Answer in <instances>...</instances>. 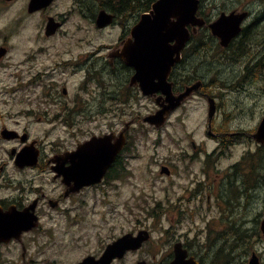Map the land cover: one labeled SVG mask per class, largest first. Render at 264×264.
I'll return each instance as SVG.
<instances>
[{"label": "rangeland", "instance_id": "1", "mask_svg": "<svg viewBox=\"0 0 264 264\" xmlns=\"http://www.w3.org/2000/svg\"><path fill=\"white\" fill-rule=\"evenodd\" d=\"M116 1L111 0V4L116 6ZM28 2L0 0V44L11 47L6 58L0 59L1 111L7 108L1 105L3 101L34 97L35 89L27 83L41 69L36 63L29 69V63L24 62L34 46L35 36L44 33L45 13H28ZM71 3L72 0H58L51 13L64 12ZM96 7L89 4L90 11H95ZM119 8L117 5V10ZM236 9L252 11L248 25L260 17L261 21L247 30L246 40L238 37L230 48L221 47L208 29L200 33L203 35H196L191 44L203 40L209 50L200 52L195 60L190 56L180 79L185 83L202 79L218 102L214 122L219 127L242 130L245 134L234 140L225 152L216 151L208 159L204 150L211 153L217 142L207 134V100L198 94L175 109L161 128L138 120L122 158L125 168L122 165L117 171L122 176L113 178L115 173L112 174L101 186V192H92L84 215L74 220L57 211L44 215L43 228L38 234L40 256L35 264H77L88 255H100L108 243L124 233H136L141 228L150 230V240L140 250L129 252L112 264H136L141 259L165 264L167 253L177 241L197 250L202 248L204 252L217 237H233L232 233L244 234L247 230L257 232L260 215L264 212V147L254 140L252 133L264 116V0H201L200 13L213 21L221 12ZM130 11L120 17L127 28L139 17V13ZM77 22L78 18L73 16L65 32L87 33L89 49L109 44L121 33L120 27L99 32L89 23L85 27V22L82 23L85 28L80 30ZM193 60L195 63L190 64ZM41 75L50 82L52 76ZM125 78L126 72L121 78V94H125L119 105V127L135 113L145 116L157 109L153 98L142 95H131L127 104L124 103L133 92L127 88ZM36 87L42 93V83ZM35 126L43 132L47 125ZM55 137L42 140L50 143ZM0 157L6 155L0 153ZM165 163L172 165L173 175L160 172ZM217 186L222 189L220 198L214 196ZM4 194H15V191L0 190V195ZM247 239L248 247L243 250H248V254L237 256L232 264H247L251 253L257 252L256 237ZM236 242L240 244L238 239ZM9 250L4 254L15 261L16 249L10 247Z\"/></svg>", "mask_w": 264, "mask_h": 264}, {"label": "flooded vegetation", "instance_id": "2", "mask_svg": "<svg viewBox=\"0 0 264 264\" xmlns=\"http://www.w3.org/2000/svg\"><path fill=\"white\" fill-rule=\"evenodd\" d=\"M57 1L55 0L49 6L34 12L28 11L30 0L27 4L28 13H45L43 17L44 31L49 17H54L57 22L61 23L56 32L50 34L44 32L35 36L34 46L29 49V54L24 61L29 63V69L34 68V63L41 68L38 70V75L30 78L27 83L35 89L32 92L34 97L1 103L7 108L3 111L0 109V142L3 146L0 153L6 155V157H0V190H12L15 191V194L0 195V209L4 212L15 209L35 216L37 219L34 223H38V226L15 233L8 241H1L0 264H35L38 261L37 257L40 256L38 251V236L40 235L38 234L43 228L44 215L57 211L71 220L80 218L84 215L92 192H101V186L110 179L112 174L115 173L114 176L118 178L122 176L117 171L122 165L125 168L122 158L129 148L132 128L138 120L143 118L141 114L135 113L131 116L129 121H133V124L125 133L126 146L116 155L102 182L77 186L79 177L86 173L83 171L84 165L86 168L89 167L86 156L79 151L80 146L93 138L103 136L110 145L117 146L121 133L126 123L129 122L125 120L123 126L119 127L121 125L119 105L121 97L125 94V92L121 94L122 74L126 72L125 84L127 88L133 90L124 103L127 104L131 95H142L152 99V97L144 95L145 92L139 80L131 84L136 69L125 58L117 54V50L129 37L131 29L127 28L118 15L117 4L116 6L112 5L111 0H72L70 7L64 12L51 13L52 7ZM89 4L96 5V10L90 11ZM102 10L113 14L115 18L111 24L99 28L96 25V20ZM130 13L133 14L135 11L131 10ZM73 16L78 18L77 26L80 30L87 27V23H89L91 28L93 27L99 32L120 27L121 33L111 43L100 44L89 49L90 39L87 33L65 32L66 24ZM252 16L253 13L249 10V17L245 21L243 33L240 35L245 40L246 32L251 25L261 21L260 17L248 25L247 22ZM83 22H85V27L82 25ZM1 47L6 48V53L0 57V59H4L9 54L11 47L0 44ZM182 68L184 65L178 64L173 68L170 76L175 93L184 90L188 85L183 78L180 79L183 76ZM42 73L52 76L50 82L42 77ZM40 83H42V93L36 90V85ZM200 93L198 95L206 99L207 95H211L205 83ZM35 124L47 126L42 132ZM210 134L211 138L216 140L217 145L211 153L203 149L208 159L211 158L210 154L216 151L225 152L230 148V144L235 143L234 140H239L240 135L245 133L242 130L234 131L230 128L219 127L213 121ZM54 135L56 137L50 143L42 140V138ZM8 144H10L9 147ZM259 145L264 147V143ZM84 159L86 162H83ZM163 165L170 170L165 175H173L172 165L166 163ZM221 192L222 189L219 186L215 187L214 196L220 198ZM73 213H75L74 217ZM262 213L260 227L255 236L258 246L256 254L260 264H264V231L261 228V224L264 222V212ZM232 234L233 237L229 235L215 238V236V240L204 252L202 248L197 250L183 242V248L187 250V258H195L200 264H223L243 253L248 254L249 251L243 250V248L248 247L247 235L249 231L244 233L246 236L243 246L236 242L238 232ZM234 245L236 248H233ZM10 247L16 249L14 253L18 258L15 261L7 259L4 254V251L9 250ZM31 249L35 251L31 252ZM237 250L239 252L234 257ZM9 252L11 251L9 250ZM174 256L172 247V250L166 255L165 264H170ZM249 259L250 257L246 261L247 264H249Z\"/></svg>", "mask_w": 264, "mask_h": 264}, {"label": "water", "instance_id": "3", "mask_svg": "<svg viewBox=\"0 0 264 264\" xmlns=\"http://www.w3.org/2000/svg\"><path fill=\"white\" fill-rule=\"evenodd\" d=\"M51 1L52 0H31L30 11L47 6ZM199 4L200 0H179L178 3L176 0H157L149 12H145L141 15L140 20L132 29V35L135 40L128 39L121 53L122 56L127 58V62L136 68L134 81L139 80L148 94H154L159 90L164 94H167L168 99H165L163 102L162 97L157 98L158 103L161 104V108L144 118L145 121L158 127L164 125L168 114L180 105L191 92L194 90L198 91L201 85V82H197L192 86L187 87V90L179 96H173L171 93V85L167 83L169 69L179 58H176L175 55L180 56L182 49L191 36L189 25H192L193 31L197 32L198 28L204 26L206 23V20L203 17L197 15ZM246 15L247 12H223L215 22L210 24L213 34L221 38L222 45L227 46L232 38L240 33L241 24ZM169 16H173V19L179 17L181 25L175 29L169 28L167 25V18ZM145 18L152 21L151 26L144 31H138L141 24H144ZM220 19H227L230 21L227 31L222 36L217 34L212 27V25ZM111 20L112 17L110 15L101 12L98 18V25L104 26L111 22ZM58 26L59 24L55 23L53 18H51L47 24V33L55 32ZM133 45L136 46L135 49H133ZM146 63H151L157 73L148 88L144 86L143 80L145 78L141 76L136 67V65L143 66ZM215 110V101L210 99L209 114L211 118L214 116ZM254 138L257 141L264 143V118L257 131L254 133ZM120 141H123V138ZM96 142H94L93 145H95ZM102 142L105 145L104 150L96 152L101 155L100 160L104 163V167L95 171H92L93 169L89 167L88 171L90 173L84 174L80 177V183L77 186L100 181L111 162L114 160V154H116L123 146L122 144L121 147H117L114 150L104 140H102ZM85 144H90V142ZM84 170H87V168ZM164 171L165 168H163L162 172ZM27 220L28 218L20 213L8 212L6 214L0 210V242L8 241L13 234L20 233L23 229L30 228L31 224H28ZM262 228L264 230V223ZM149 238L150 232L145 229L140 230L137 235H134L132 232L126 233L108 244L100 258L96 259L94 256H88L78 264H111L115 258H123L128 250L139 249ZM175 252V259L170 264H198L193 260L186 259L187 252L182 249L181 243L175 245ZM138 264L148 263L147 261L142 260L139 261ZM250 264H260L255 253L250 260Z\"/></svg>", "mask_w": 264, "mask_h": 264}, {"label": "snow or ice", "instance_id": "4", "mask_svg": "<svg viewBox=\"0 0 264 264\" xmlns=\"http://www.w3.org/2000/svg\"><path fill=\"white\" fill-rule=\"evenodd\" d=\"M178 3L179 0H176ZM175 15V14H173ZM152 24V21H149L147 18H145L144 24H141L140 29L138 31H144L148 27H150ZM230 21L227 19H220L216 23L212 25L213 29L217 32L219 35H223L228 27H229ZM167 25L169 28L175 29L181 25V20L179 17H176L173 19V16H169L167 18ZM133 49H135V45L132 46ZM138 71L140 72L141 76H143L145 79L143 80L144 86L148 88L151 85V81L154 78V76L157 74L155 68L151 63H146L143 66L136 65ZM104 143L102 141H97L95 145H89L86 144L81 149L82 152H88V151H103L104 150Z\"/></svg>", "mask_w": 264, "mask_h": 264}, {"label": "trees", "instance_id": "5", "mask_svg": "<svg viewBox=\"0 0 264 264\" xmlns=\"http://www.w3.org/2000/svg\"><path fill=\"white\" fill-rule=\"evenodd\" d=\"M156 0H117L116 1V4L120 6L119 10H118V14L120 16H123V15H127L128 12L130 10H133L135 8V13H141V12H144L146 10H149L152 6V4L155 2ZM134 3V5H132ZM204 30L206 29H203L201 30V32H199V36L200 35H203V34H200V33H204ZM189 50H191V52H196L195 55H193L192 58L197 59L199 58V53L200 52H205L207 53V51L209 50L208 47H206V42H204L203 40H201V42L199 44L197 43H192L189 47ZM197 56V57H195ZM193 60V61H194ZM190 64H194L195 61ZM238 241H240V246H243V237H242V234H239L238 233ZM233 248H235V246H233ZM228 260V259H227ZM234 261V258L231 259V261H226L225 263L223 264H232ZM216 264H222V263H216Z\"/></svg>", "mask_w": 264, "mask_h": 264}]
</instances>
